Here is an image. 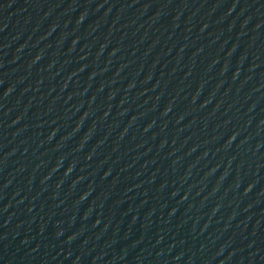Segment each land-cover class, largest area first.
Segmentation results:
<instances>
[{
	"label": "water",
	"instance_id": "obj_1",
	"mask_svg": "<svg viewBox=\"0 0 264 264\" xmlns=\"http://www.w3.org/2000/svg\"><path fill=\"white\" fill-rule=\"evenodd\" d=\"M0 264H264V0H0Z\"/></svg>",
	"mask_w": 264,
	"mask_h": 264
}]
</instances>
